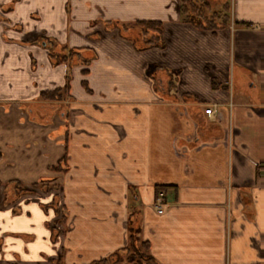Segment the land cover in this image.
I'll use <instances>...</instances> for the list:
<instances>
[{
    "label": "crops",
    "instance_id": "0c3cea01",
    "mask_svg": "<svg viewBox=\"0 0 264 264\" xmlns=\"http://www.w3.org/2000/svg\"><path fill=\"white\" fill-rule=\"evenodd\" d=\"M225 3L212 33L178 0H0V186L29 191L0 200V264L98 263L133 219L155 264H264V0ZM137 21L162 24V49L106 30Z\"/></svg>",
    "mask_w": 264,
    "mask_h": 264
},
{
    "label": "trees",
    "instance_id": "16d2710c",
    "mask_svg": "<svg viewBox=\"0 0 264 264\" xmlns=\"http://www.w3.org/2000/svg\"><path fill=\"white\" fill-rule=\"evenodd\" d=\"M179 3V17L184 24L193 26L202 31L216 32L227 28L231 24L229 16L230 8L227 3L223 4L219 10L213 8L208 0H178ZM235 27H250L249 24L233 23ZM162 24L156 21H137L131 25H120L118 23H106V30H116L117 34L123 38H128L137 51H144L150 48L162 49L164 43L161 37ZM132 31H135V36H132ZM131 36V37H130ZM49 54V58L53 64H67L68 67L75 61H80L87 65L89 59L82 57L81 49H68L66 47L57 46V44L45 43ZM170 80L167 86L157 81L159 89H172L174 87L175 79L173 75H169ZM70 76L66 75V84L62 90H55L52 92H44L41 94V99L47 102H60L62 93L66 94L68 91V83ZM162 82V81H161ZM50 170L59 172L61 168L51 167ZM22 193L29 191L18 182H11ZM38 185H33L32 189L37 188ZM41 187V186H40ZM162 187H156V199L160 196ZM64 218V217H63ZM128 238L126 247L120 251L115 252L109 258L94 264H155L153 258L149 254V245L140 239V226L138 222L133 219L129 220L127 224Z\"/></svg>",
    "mask_w": 264,
    "mask_h": 264
},
{
    "label": "rangeland",
    "instance_id": "374dc122",
    "mask_svg": "<svg viewBox=\"0 0 264 264\" xmlns=\"http://www.w3.org/2000/svg\"><path fill=\"white\" fill-rule=\"evenodd\" d=\"M208 2L210 3V5L212 6V9L215 8L217 10H219L222 6H223V2H225V0H208ZM223 8V7H222ZM41 185H38L37 188H40ZM1 187V186H0ZM42 187V186H41ZM31 189V188H30ZM33 191L35 189H32ZM38 190V189H37ZM23 195V193L21 191H19L18 189H16L15 186H13V184H6L3 185L0 188V200H3L4 203L6 202H15L18 198H20ZM61 216H60V220L59 222H62L63 217H64V211L61 210ZM56 225V224H55ZM55 228V227H54ZM53 228V229H54Z\"/></svg>",
    "mask_w": 264,
    "mask_h": 264
},
{
    "label": "built area",
    "instance_id": "2783aa9c",
    "mask_svg": "<svg viewBox=\"0 0 264 264\" xmlns=\"http://www.w3.org/2000/svg\"><path fill=\"white\" fill-rule=\"evenodd\" d=\"M0 15L2 16V12H0ZM215 112H216V110H215V107L214 106H207L203 110L204 115H206L208 117H210L211 115H213ZM260 169L264 173V164L263 165H260ZM162 207H163V199H162V197L159 196L155 200V208H156V210H157V212L159 214L162 213Z\"/></svg>",
    "mask_w": 264,
    "mask_h": 264
}]
</instances>
